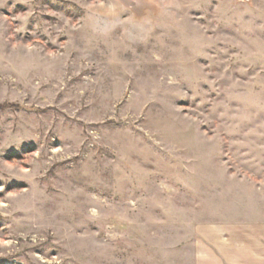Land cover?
Masks as SVG:
<instances>
[{"label": "rangeland", "instance_id": "374dc122", "mask_svg": "<svg viewBox=\"0 0 264 264\" xmlns=\"http://www.w3.org/2000/svg\"><path fill=\"white\" fill-rule=\"evenodd\" d=\"M261 231L264 0H0V264H228Z\"/></svg>", "mask_w": 264, "mask_h": 264}, {"label": "crops", "instance_id": "0c3cea01", "mask_svg": "<svg viewBox=\"0 0 264 264\" xmlns=\"http://www.w3.org/2000/svg\"><path fill=\"white\" fill-rule=\"evenodd\" d=\"M241 230H244L243 228ZM258 243L254 246L246 242H239L237 245V257L231 256L228 264H264V232L259 233Z\"/></svg>", "mask_w": 264, "mask_h": 264}]
</instances>
